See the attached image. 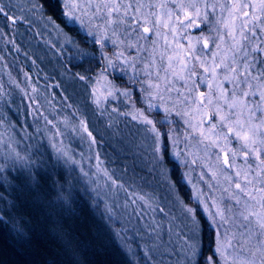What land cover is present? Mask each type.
Listing matches in <instances>:
<instances>
[{"label": "trees", "instance_id": "obj_1", "mask_svg": "<svg viewBox=\"0 0 264 264\" xmlns=\"http://www.w3.org/2000/svg\"><path fill=\"white\" fill-rule=\"evenodd\" d=\"M2 2L4 5H11L6 7V11L9 17L15 18L8 19L0 14V50L12 72L20 77L25 73L31 84L36 85L59 110L64 108L62 106H67L83 119L95 140L97 154L117 182L126 187L131 186L133 190L146 196L148 191H142L144 189L138 188L130 179L154 175L151 170H158V173L160 171L161 177L164 170L179 199L184 204L193 205L183 178V165L172 155L180 143L187 144L191 140L187 130L174 115L179 107L176 102L183 98L186 105L195 110L204 108L205 101H200L198 97L200 91L192 87L184 76L193 71L192 62L195 60L205 64L210 61L219 77H230L223 97L240 92L235 87L236 74L231 71L226 73L228 67L218 68L216 65L232 63V45L240 40L242 19L235 21L233 40L228 34L231 28L225 29L222 26L224 19H228V12L221 11L219 6L215 11L205 7V4L216 3V0H195L200 9L199 17L195 15V9H188L192 14V21L199 27L191 26L185 20L184 10L177 8L173 0H123L124 4L132 5L126 17L124 7L112 16L106 15L107 9L94 16L100 0H79L82 7L77 10V15L82 16V26L79 20L74 24L65 20L58 0ZM183 2L187 6L189 0ZM176 3H180V0H176ZM141 4L143 7H140L139 13L134 12L133 9ZM33 5L37 6L35 11ZM244 11L248 9L237 11L236 16L242 17ZM85 12L87 14L82 15ZM157 13H162L165 22L171 24L178 41H191L192 50L186 49L183 43L178 47L170 45L169 34L162 29V20L157 17ZM133 16L136 24L132 23ZM48 17L59 27H54ZM121 17L127 24L120 23ZM109 19L116 23L108 26L106 22ZM105 27L107 32L104 31ZM145 27L150 32L144 33ZM88 31L94 32L98 39L106 36L105 46L101 48L99 44L92 43L91 38L86 36ZM70 39L75 43H70ZM205 41L208 48L204 47ZM101 52L117 62L115 70H110L108 59H103ZM122 59L127 63L130 61V66L121 65ZM118 65L120 66L117 67ZM233 66L240 67L239 64ZM102 75L113 80L119 89L131 88L136 107L143 108L154 117L166 118V115L156 107L147 110L145 90L151 92L147 99L150 103L164 105L170 111V123L174 126L169 127L166 123L158 126V130L166 134L162 137L166 146V159L162 169L159 166L155 169L148 166L152 160L148 150L153 143L152 139L132 119V109L124 98L116 94L114 87L108 92L100 89ZM81 76L85 79L81 80ZM125 113L127 115H123ZM210 118L212 122L214 117ZM112 128L133 132L137 136L135 147L112 140L109 135L110 132H115ZM168 133L181 141L177 143L174 139V144L169 143ZM223 149H226L224 154H227L228 160L234 165L228 169L230 173L222 176L208 172L206 168H203L205 172L202 171L206 174L201 180L202 198L209 206L216 203L223 207L225 205L222 201L229 199L231 203L232 195L240 197L243 202L246 197L235 188V184L241 183L251 190L254 185L245 184L244 174L248 172V180H253L256 173L264 168V164H260V160L253 155L245 159L241 145L235 140L231 147ZM134 150L142 155L141 167L136 164ZM220 167L226 169L224 165ZM237 172L240 173L239 178L236 176ZM66 174V169L52 159L34 164L29 171L9 167L3 173L7 176L8 183L0 184V264H147L138 256V251L142 247H149L144 242L140 244L138 241L137 248L136 244L131 243V248H136V258L131 257L120 243L113 213L105 216L98 203L81 192L76 178L70 183L66 181ZM230 174L231 180L228 179ZM224 189H228V192ZM253 194L259 196L264 193ZM197 219L201 222L200 235L204 254L208 255L215 245V231L208 227L203 212L198 214Z\"/></svg>", "mask_w": 264, "mask_h": 264}, {"label": "rangeland", "instance_id": "obj_2", "mask_svg": "<svg viewBox=\"0 0 264 264\" xmlns=\"http://www.w3.org/2000/svg\"><path fill=\"white\" fill-rule=\"evenodd\" d=\"M157 17L162 20L161 26L164 32L169 34L168 42L171 46L178 47L183 43L186 49H193L191 41H178L171 24L165 22L162 13H157ZM120 62L123 66H130V61L127 63L125 59H122ZM108 64H110V70H115L117 62L112 57H108ZM181 66L185 70L183 64ZM192 68L193 71L185 73L184 76L192 87L200 91L198 97H200V101H205L204 108L195 110L186 105L185 99L177 100L176 104L179 107L174 115L187 130L191 140L187 144L180 143L177 151L174 152L178 155L174 156L183 165V178L189 188L191 199L194 195L199 196L201 206H203L205 203L202 198L201 180L206 177L203 168L215 175H228L230 173L228 169L234 165L231 161H229V165L224 164L226 149L223 148L231 147L234 140L240 145L243 143L237 140L234 134L228 135V127L221 125L220 117L233 112L230 119L224 122L228 126H232V122L237 119L241 108L238 106L234 110L229 109L227 105L232 102V96L223 97L224 88L226 85L229 86L230 77L228 78L227 75L219 77L218 71L210 61L205 64L195 60L192 62ZM228 72H230L229 67L226 69V73ZM99 86L105 92L114 87L116 94L124 98L132 109V115H138L139 110H144L141 107H136L131 88L119 89L115 82L105 75H102ZM125 92L128 94L123 95L122 93ZM9 93L12 96L16 95L14 100H11V96L7 98ZM149 93L151 94L148 90L144 91V100L147 105L150 103V100H147L151 96ZM241 99H243L242 96ZM151 104L157 105L158 108H154L162 110L163 115H166L164 116L166 118H156L145 111V115H148L149 119L157 122V129L161 124L160 121L165 119L167 120L166 124L170 125L169 127L174 126L172 122L170 123L172 121L168 114L170 111L165 112L164 105ZM62 107L64 108L59 110L48 98L46 99L44 94L36 88V85L31 84L28 75L22 73V77H20V75L14 74L6 63L4 53L0 50V166L7 168L12 165H26L31 161L34 165L45 161L46 156H50L52 161L60 163L68 174L72 175L74 179L76 178L81 183V187L87 188L91 192L92 196L90 197L98 203L106 214H104L105 216H110L111 212L113 213L120 243L131 257L136 258L135 250L139 241L140 244L144 242L149 247L147 248L149 249L148 256H145L144 247L138 251V256H141L147 264H182L181 244L176 238V233L184 223L183 206L188 204H184L179 199L165 171L162 170L161 177L160 171L158 173V170H151L154 175H145L137 180L134 177L131 178L132 180L130 179V182L136 184L138 188L144 189L142 191H148L146 197L153 201L152 207H161L165 210V213H160L159 211L152 212L149 209L147 214L142 213L137 216L136 213L141 212L140 202L138 205L129 203V206L125 207V193L112 186L111 180L108 178L112 175L105 168L96 152L95 140L89 135L88 129L85 131V123L74 110L67 106ZM169 108L171 109V107ZM210 117H214L212 122H210ZM136 123L144 129V126L137 120ZM112 129L115 130L114 133H109L112 140L123 142L131 148L135 147L137 136L133 132ZM168 138L171 144H174L175 140L177 143L181 141L176 136L173 137L171 133H168ZM242 150L244 153L247 151L243 148ZM134 151L136 152V150ZM17 154L24 157L25 160H18ZM253 156L255 155L253 154ZM141 158L142 155L136 152V164L139 167L143 163ZM261 158L264 160V156ZM151 161L148 166L153 169ZM184 163L187 164L184 166ZM32 165L30 164V166ZM221 165L226 167V171L220 167ZM105 171L108 173L107 176L104 174ZM193 203L188 206L196 205L195 200ZM173 218L175 219L173 220ZM170 221L172 222L170 223ZM157 225H160L162 229L159 240L148 235L149 230ZM169 229H171V235ZM131 243L136 244V248H131V246L133 247ZM232 259L233 254L230 252L228 264H232Z\"/></svg>", "mask_w": 264, "mask_h": 264}, {"label": "snow or ice", "instance_id": "obj_3", "mask_svg": "<svg viewBox=\"0 0 264 264\" xmlns=\"http://www.w3.org/2000/svg\"><path fill=\"white\" fill-rule=\"evenodd\" d=\"M58 3L61 8V15L68 23L74 24L79 20L81 26L83 25L82 16L77 15V10L82 7L79 0H58ZM173 3L177 8L184 10L185 20L191 26L199 27V25L192 21V14L188 11L189 8L195 9V15L197 17L200 16V9L196 5L195 0H189L187 6L183 0H180L178 4L176 0H173ZM217 6H219L221 11L226 10L228 12V19H224L222 26L225 29L231 28L228 34L233 40H235L234 33L236 32L235 21L237 19H242L243 21L240 24V40L232 45L234 49L232 65L239 64L240 67L228 64L216 65L218 68L222 66L229 67L230 71L236 74L234 77L237 81L235 87L240 92L231 93L232 102L227 106L231 110L239 106L241 112L238 114L237 119L232 122V126H228L224 122L230 119L234 114L233 112L221 116L220 123L222 126L228 127V135L234 134L237 140L243 142L241 147L247 150L244 153L245 159L254 154L256 159L260 160V164H264V160L260 159L264 156V40H262V37H264V0H247V2L226 0L223 3L220 0H216V3L205 4L206 8H211L213 11H215ZM6 7H11V5H4L2 0H0V14L14 20V17L8 16ZM36 7V5H33V11L36 10ZM121 7L125 8L124 16H128V9L132 8L131 4H124L123 0H100V4L96 5V11L93 15L98 16L100 12L107 9L106 15L112 16L113 13H119ZM140 7H143V5H139L133 11L139 13ZM243 9H248V11H244L242 17H237V11ZM86 14V12L82 13V15ZM207 18V13H205V19ZM48 20L54 27H59L51 17H48ZM217 22L219 23L220 21ZM106 23L108 26H111L116 21L109 19ZM120 23L127 24L123 17L120 18ZM132 23H137L135 16L132 17ZM93 27L100 26L93 25ZM104 31L107 32V27L104 28ZM143 31L144 33H148L150 29L145 27ZM113 35H115V32ZM86 36L91 38L92 43L99 44L101 48L107 42L106 36L98 39L92 31H88ZM220 38L224 39L223 36ZM69 42L75 43L71 39ZM204 47H209L207 41H205ZM241 53L243 54L242 56L240 55ZM101 56L103 59H108V57L103 55V52H101ZM80 79L84 80L85 77L81 76ZM122 94L127 95L128 93ZM241 96L243 99H241ZM154 107L158 108L157 105L149 103L147 110H151ZM164 111L168 112V109L165 108ZM123 115H127V113ZM132 119L137 120L143 125L146 134L152 139L153 143L149 145L148 150L152 158L153 168L155 169L159 166L162 169L166 159V146L162 142V137L166 134L157 129V122L149 119L148 115H145V110H139V114L133 115ZM160 123H167V120H162ZM85 131H87L86 127ZM89 135L91 136L90 132ZM59 151L58 149L57 152L59 153ZM172 155H178V153H173ZM16 158L20 161L25 160L19 154H17ZM73 163L75 162L73 161ZM224 164L229 165L227 154L225 155ZM25 167H30V164H26ZM6 170L5 166H0V184L8 183L7 176L3 175ZM249 171H251V166ZM104 174L107 176V171ZM236 176L239 178L240 173L237 172ZM247 177L248 172L244 174V181L245 184L254 185L251 190L246 189L241 183L235 184V188L246 197L243 202L240 197L232 195L230 197L231 203H229V199L222 201L225 205L223 207L216 203H213L211 206L205 203L201 206L199 196L194 195L192 199L196 201V206H183L182 215L184 223L176 233V238L181 244L182 264H228L230 252L233 254L232 264H264V194H261L264 193V168H261L256 173L253 180H248ZM108 178L115 189L125 193V207H128L129 203L131 205H138V202H140L141 212H137V216H140L142 213L147 214V210L149 209L152 212L159 211L160 213H165L164 208L152 207L153 201L147 198L145 194H137L131 186L126 187L123 183H118L111 176H108ZM228 179L231 180L232 177H228ZM224 191L228 192V189H224ZM253 193L261 195L257 196ZM212 209L215 210L213 211ZM133 210L135 211V209ZM200 212L205 214L208 227L213 228L216 233V246L210 250L208 255L204 254L200 235L201 222L197 219ZM161 231V226L157 225L149 230L148 235L159 240ZM169 234L171 235V229H169ZM148 255L149 249L145 248V256Z\"/></svg>", "mask_w": 264, "mask_h": 264}, {"label": "bare ground", "instance_id": "obj_4", "mask_svg": "<svg viewBox=\"0 0 264 264\" xmlns=\"http://www.w3.org/2000/svg\"><path fill=\"white\" fill-rule=\"evenodd\" d=\"M10 96H11V100H14L15 99V97H16V95H14V96H12L10 93H9V97H7V98H10ZM79 116V115H78ZM80 117V116H79ZM81 118V117H80ZM82 119V118H81ZM83 120V119H82ZM84 122V121H83ZM45 159H48V160H51V157L50 156H46L45 157ZM31 165H32V161L31 162H29ZM33 166V165H32ZM9 167H19L20 169H24V170H27V171H29V169H30V167H25V165H12V166H8L7 168H9ZM6 168V169H7ZM65 177V179H66V181L68 182H70L72 179H73V177H72V175H70V174H66V176H64ZM79 184V186L81 187V183H78ZM79 189H81V192L82 193H84L87 197H90V196H92V195H90V191L87 189V188H83V187H81V188H79Z\"/></svg>", "mask_w": 264, "mask_h": 264}]
</instances>
